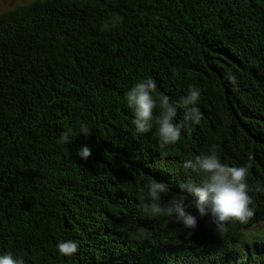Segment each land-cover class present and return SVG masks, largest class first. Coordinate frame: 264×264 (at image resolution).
Here are the masks:
<instances>
[{
	"label": "trees",
	"instance_id": "1",
	"mask_svg": "<svg viewBox=\"0 0 264 264\" xmlns=\"http://www.w3.org/2000/svg\"><path fill=\"white\" fill-rule=\"evenodd\" d=\"M145 77L173 102L189 85L202 92V120L167 150L134 132L123 99ZM82 122L88 137L76 136ZM213 150L264 186V0H31L0 11V251L27 264H264V193H251L248 223L222 232L195 209L194 230L142 211L146 181L180 193L183 160ZM61 238L79 242L76 256H59Z\"/></svg>",
	"mask_w": 264,
	"mask_h": 264
},
{
	"label": "clouds",
	"instance_id": "2",
	"mask_svg": "<svg viewBox=\"0 0 264 264\" xmlns=\"http://www.w3.org/2000/svg\"><path fill=\"white\" fill-rule=\"evenodd\" d=\"M120 23L118 16L110 17L105 24L111 29ZM229 82L235 83L234 77ZM201 89L189 85L188 91L173 102L161 92L155 78L145 77L137 80L123 93V99L132 112V125L137 135L153 134L160 149L167 150L176 145L182 137L185 124H199L203 118L199 103ZM178 104L183 107L184 115L178 117ZM87 122H82L76 130L77 135L85 137L93 133ZM72 129L61 135L60 142L72 140ZM77 155L88 160L91 148L83 145L77 149ZM187 182L179 183L180 193L172 195L169 183L156 177L146 181V206L142 211L151 216L166 215L186 230L198 226V217L189 209H195L200 218L210 216L217 232L226 230L230 221L246 224L255 215L252 207L253 191L264 193V186L249 182V167L246 164L232 165L222 161L216 151L204 152L195 157L185 158L182 163ZM165 201V197H169ZM80 245L72 238H61L55 243V251L61 257L72 258L77 255ZM0 264H27L24 255L11 251H0Z\"/></svg>",
	"mask_w": 264,
	"mask_h": 264
},
{
	"label": "rangeland",
	"instance_id": "3",
	"mask_svg": "<svg viewBox=\"0 0 264 264\" xmlns=\"http://www.w3.org/2000/svg\"><path fill=\"white\" fill-rule=\"evenodd\" d=\"M31 0H0V11L12 8L19 4H25Z\"/></svg>",
	"mask_w": 264,
	"mask_h": 264
}]
</instances>
